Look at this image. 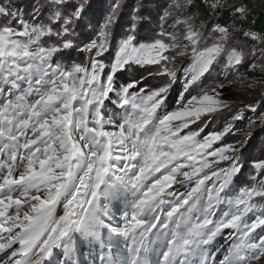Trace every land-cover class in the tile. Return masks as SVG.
<instances>
[{
    "label": "snow or ice",
    "instance_id": "6c2138e0",
    "mask_svg": "<svg viewBox=\"0 0 264 264\" xmlns=\"http://www.w3.org/2000/svg\"><path fill=\"white\" fill-rule=\"evenodd\" d=\"M192 3L172 0L155 36L141 41L135 24L114 36L117 0L84 42L77 29L93 27L89 0H31L26 8L0 0V264H262L264 160L252 163L250 185H235L243 143L219 145L234 124L205 135L207 121L191 128L227 102L216 88L185 98L226 50L229 65L245 54L228 48L226 25L202 44L195 17L175 15ZM204 3L217 11L227 0ZM72 50L85 62L61 63ZM177 57L188 59L183 90L174 110L159 112ZM153 66L150 75L168 78L162 87L117 81L126 69ZM245 108L255 113L257 104ZM243 118L242 109L231 119ZM221 236L232 243L217 261L208 246Z\"/></svg>",
    "mask_w": 264,
    "mask_h": 264
},
{
    "label": "rangeland",
    "instance_id": "374dc122",
    "mask_svg": "<svg viewBox=\"0 0 264 264\" xmlns=\"http://www.w3.org/2000/svg\"><path fill=\"white\" fill-rule=\"evenodd\" d=\"M239 0H227L226 6L217 10V12H228L238 20H243L250 14H245L239 17L227 11V6L231 3L238 2ZM257 1L261 3L260 7H254L250 10L264 12V0H242L243 3L252 4ZM16 3L24 5L25 8L30 4L31 0H15ZM76 0H72L75 3ZM117 0H89L86 8L87 23H91L93 27H86L81 24L77 31L80 32L78 39L87 42L88 38L93 37L96 31L97 22H102L104 16L109 12L111 6ZM172 0H122V10L119 14L118 23L114 27V36L119 38L124 35L127 30L135 24L136 35L138 40L144 41L153 38L159 30L158 24L160 16ZM182 2V0H181ZM175 12V10H173ZM213 11V10H212ZM215 12V11H214ZM249 13V12H248ZM191 14L195 17L193 23L195 27L202 33L203 43L210 44L218 34L212 31L213 27H206L196 11L192 6L184 13L175 12V15H188ZM135 17V19H134ZM243 18V19H242ZM182 27V26H181ZM231 33L228 41V48H236L245 54V59L240 65H229L227 62V50L217 62L213 65L212 69L206 73L199 81L193 84L188 93H185V98L191 95H201L204 91H210L216 88L221 93V99L227 102V107L222 111L212 115L209 119L202 117L201 121L191 126L196 129L198 126L207 121V126L204 127L205 135L211 131L221 130L225 124H234L235 134L226 135L219 145L223 144H236L243 143L241 151L237 153L243 165L241 174L235 178L234 184L243 186L244 184H251L252 181L247 179V173L252 171L251 165L253 162L264 160V71H261V66H264V58L259 57L260 50H264V43H257L251 38L244 35L243 32L237 30L235 23L228 25ZM167 31H172L165 25ZM179 39H183V32L180 33ZM253 46L256 47L257 55H251ZM61 63L67 62H85L86 56L83 53L72 50L67 53L59 55ZM255 61V68H250V65ZM188 63L187 57H177L175 67L177 69V79L171 84L167 99L164 105L161 106L159 112L172 111L177 107V100L181 91L183 90L184 74L181 69ZM156 67H132L122 72L117 73V81L120 84H126L131 81H139L138 88H144L147 91H152L158 87L167 84L168 78L165 76L150 75L154 73ZM253 84L249 87V84ZM223 85L222 88L218 87ZM134 89L133 91H135ZM257 104L256 112L248 111L245 106ZM243 109V119L232 120L231 118ZM251 121V122H250ZM178 123V122H177ZM238 129V131H237ZM185 131H188L186 129ZM216 145V146H219ZM228 162H225L227 164ZM181 191H186L180 185L176 186ZM219 215V213H217ZM260 229L257 233H260ZM228 230H226L227 235ZM254 233L253 236H256ZM232 243L230 236L218 237L211 245L208 246L210 252L215 253L217 261L222 259V254L227 250ZM217 249L219 251H217ZM264 264V261H262Z\"/></svg>",
    "mask_w": 264,
    "mask_h": 264
},
{
    "label": "trees",
    "instance_id": "16d2710c",
    "mask_svg": "<svg viewBox=\"0 0 264 264\" xmlns=\"http://www.w3.org/2000/svg\"><path fill=\"white\" fill-rule=\"evenodd\" d=\"M210 2L211 0H209ZM192 9L196 11L200 20L208 28L214 27L217 24L228 26L231 23H235L237 30L243 33H256L264 37V14H250L243 20H238L228 12L219 13L210 10L207 4L204 3V0H193Z\"/></svg>",
    "mask_w": 264,
    "mask_h": 264
},
{
    "label": "bare ground",
    "instance_id": "6f19581e",
    "mask_svg": "<svg viewBox=\"0 0 264 264\" xmlns=\"http://www.w3.org/2000/svg\"><path fill=\"white\" fill-rule=\"evenodd\" d=\"M239 6H245V11L243 13H239V12H234L233 10L236 8V7H239ZM261 6V3H258L257 1L253 2L251 5L250 4H246V3H243L242 0H239L238 2H234V3H231L227 6V10L229 12H231L232 14H236L238 15L239 17H243L244 16V13L246 14H249V10L254 8V7H260ZM3 259V255H0V260Z\"/></svg>",
    "mask_w": 264,
    "mask_h": 264
},
{
    "label": "water",
    "instance_id": "95a60500",
    "mask_svg": "<svg viewBox=\"0 0 264 264\" xmlns=\"http://www.w3.org/2000/svg\"><path fill=\"white\" fill-rule=\"evenodd\" d=\"M228 11V10H227ZM255 13H260V14H264L263 11H255V10H249V14H255ZM243 19V18H242Z\"/></svg>",
    "mask_w": 264,
    "mask_h": 264
}]
</instances>
